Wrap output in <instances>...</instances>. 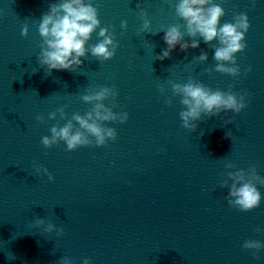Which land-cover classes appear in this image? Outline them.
Listing matches in <instances>:
<instances>
[{
    "label": "clouds",
    "instance_id": "1",
    "mask_svg": "<svg viewBox=\"0 0 264 264\" xmlns=\"http://www.w3.org/2000/svg\"><path fill=\"white\" fill-rule=\"evenodd\" d=\"M254 5L255 0H253ZM136 7L140 9L139 19L142 21L138 34L151 33L155 35L159 31L165 33L163 41L166 48L156 57L157 59L171 58V53L177 46L181 51L198 48L200 41L196 37L199 36L213 49V60L216 61L215 72L232 77L241 75L236 54L244 52L247 47L244 41L250 23L246 12L235 14L232 22H226L221 26L220 21L225 15V10L213 0H176L172 7L177 16L185 21V24L161 27L159 31H153L151 21L142 4L139 2ZM98 16L99 10L92 5L91 0H60L59 3L49 4V10L41 17L38 27L41 43L37 56L39 63L46 67L48 74H51L53 70L75 72L83 63L81 58L86 57L89 52L101 63L109 61L115 56L119 43L109 27H101ZM120 26L126 30L127 21L122 20ZM98 28V42L86 47L92 34ZM28 34L29 28L25 24L21 29V36L27 37ZM185 35L191 37V41H186ZM148 45L152 47L150 43ZM193 61L201 64L207 62V52L201 51L198 57H193ZM251 70V67L246 69L245 75ZM204 71L211 74L213 69L205 68ZM168 84L172 96L180 97V104L184 108L179 113L182 121L181 127L189 132H194L198 127L197 122L204 117L221 116V113L229 111L239 114L248 107L247 97L250 93L234 92L232 85H229L227 91L213 90L192 78H189L186 83L168 80ZM159 92L165 96V104L171 106L173 101L171 97L167 96L168 89L160 85ZM85 93L80 96V99L92 107L83 115L74 112L69 118L66 112L68 105H63L48 113V120H57V123L51 126L50 136L41 138V144L45 149L63 142L66 145L65 150L72 152L81 147H105L109 141L117 140V130L114 127H108L107 124H124L129 119L128 112L113 111L119 106L116 103L119 95L117 87L113 85L112 87L86 88ZM105 101L109 103L106 104ZM221 119H223L224 126L234 122L232 118L221 117ZM36 120L40 123L47 122L43 115H37ZM60 120L66 121L63 126L60 125ZM225 136L232 139L233 132L228 130ZM220 160L227 171L221 173L223 179L219 187L228 189L225 198L229 207L241 212H250L259 207L262 196L257 186H264V176L258 174L256 165L252 164L247 169H237L236 164L232 161ZM33 163L38 175L43 174L47 176L49 182L54 181V176L47 168ZM35 226L42 228L45 234L55 232L57 237L64 235L62 227L58 228L56 224L46 221L45 218H37ZM254 231L261 232L262 229L257 227ZM242 248L245 251H251L254 259H260L258 253L264 250V242L245 240ZM56 264H74V261L68 256H62ZM82 264H92V261L90 258H84Z\"/></svg>",
    "mask_w": 264,
    "mask_h": 264
}]
</instances>
